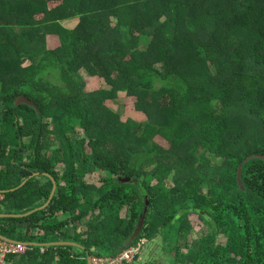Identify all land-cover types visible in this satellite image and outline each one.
Instances as JSON below:
<instances>
[{"label":"trees","instance_id":"trees-1","mask_svg":"<svg viewBox=\"0 0 264 264\" xmlns=\"http://www.w3.org/2000/svg\"><path fill=\"white\" fill-rule=\"evenodd\" d=\"M82 70L109 88L87 90ZM120 92L146 121L108 107ZM253 155L264 157V0H0V212L44 204L57 182L44 209L0 217V234L85 247L36 246L11 264H87L141 235L159 236L171 264H264ZM192 213L207 225L194 239Z\"/></svg>","mask_w":264,"mask_h":264},{"label":"rangeland","instance_id":"rangeland-1","mask_svg":"<svg viewBox=\"0 0 264 264\" xmlns=\"http://www.w3.org/2000/svg\"><path fill=\"white\" fill-rule=\"evenodd\" d=\"M47 48L54 49L55 47L59 46V39L58 38H52L50 35L47 36L46 40ZM82 76H84L86 80V89L89 91H94L93 89H103V88H109L107 86L106 82L103 79L98 78H90L87 75V73L82 70L80 72ZM135 102V98L128 97L126 93L120 92L117 94V97L114 101H107L108 107L113 110L114 112H118L121 115L122 120L126 119H134L139 122L146 121V117L141 112L131 111L130 108L133 109V103ZM156 141L159 142L162 146H167L166 142L161 138L157 137ZM86 179L89 182H97L99 179V174L94 173L91 175H87ZM43 180H45L43 178ZM190 220L193 225V232L190 236L191 239L198 238L206 228V224L203 220H201L197 214L192 213L190 215ZM221 241H224L225 238L223 236L220 237ZM82 245V244H81ZM163 242L159 238V236L155 237L154 239L147 240L140 250L139 253V259L138 261L144 262L149 261L153 264H171L172 263V256L169 252L166 251V249L163 247ZM84 249L85 247L82 245L81 247Z\"/></svg>","mask_w":264,"mask_h":264},{"label":"built area","instance_id":"built-area-1","mask_svg":"<svg viewBox=\"0 0 264 264\" xmlns=\"http://www.w3.org/2000/svg\"><path fill=\"white\" fill-rule=\"evenodd\" d=\"M4 198V194L0 191V203ZM145 242V238H140L134 244H130L122 248L115 255H97L92 257V264H129L140 253ZM33 247L29 243L14 242L0 238V264H11L8 260L12 254L24 253L32 250Z\"/></svg>","mask_w":264,"mask_h":264},{"label":"water","instance_id":"water-1","mask_svg":"<svg viewBox=\"0 0 264 264\" xmlns=\"http://www.w3.org/2000/svg\"><path fill=\"white\" fill-rule=\"evenodd\" d=\"M20 103H27V104H29V105H32V106L36 107V105H35L31 100L27 99V98L24 97V96H21V97L17 98V100H16V104H20ZM256 157H257V158L264 159L263 156H260V155H253V156H250L249 158L245 159V162L248 161V160H250L251 158H256ZM38 176H40V173H34V174H32V175L30 176V178L38 177ZM47 176H48V175H47ZM48 177L52 179L53 187H52V190H51V192H50L49 198L47 199V201H46L44 204H42V205H40V206H38V207H35V208H33V209H31V210H29V211H27V212H23V213H1V212H0V217H6V216H10V217L26 216V215L31 214V213L34 212V211H37V210H40V209H44V208L50 203L52 197L54 196V194H55V192H56V188H57V182H56V179L53 178V177H51V176H48ZM27 179H28V178H26L24 181H22V183H21L20 185H23V184L27 181ZM237 181H238V184L243 188V181H242V165H239V167H238ZM15 188H16V187H15ZM15 188H12V190L15 189ZM146 203H147V202H146ZM145 209H146V208H144V210H145ZM142 217H143V215H142ZM140 226H141V220L139 221L138 226H137V228L135 229V231H134L133 234H137V232H138L137 229H139ZM0 238L6 239V240H9V241H16V240H14V239H12V238H9V237H7V236H5V235H2V234H0ZM34 244H36V245H40V243H38V242H35ZM48 245H74V246L82 247V245H81L80 243H77V242H75V241H64V240H63V241L60 240V241L49 242ZM86 254H87V264H92V257H93V256H92L89 252H87Z\"/></svg>","mask_w":264,"mask_h":264},{"label":"crops","instance_id":"crops-1","mask_svg":"<svg viewBox=\"0 0 264 264\" xmlns=\"http://www.w3.org/2000/svg\"><path fill=\"white\" fill-rule=\"evenodd\" d=\"M64 25H65V27L66 28H68V29H73L74 27H76L77 25H78V19L77 18H71V19H69L68 21H65L64 22ZM48 35H50V37H52V38H58V36L56 35V34H53V33H49V34H47V36ZM59 39V38H58ZM59 44H60V42H59ZM58 47V46H57ZM56 48V47H55ZM94 78V77H93ZM93 90H97V88H95V89H93ZM39 177V176H38ZM26 179V178H25ZM24 179V180H25ZM23 180V181H24ZM28 180V179H27ZM22 183V182H21ZM19 186H22V185H19ZM19 186H17V187H19ZM16 187V188H17ZM15 188V187H14ZM15 188V189H16ZM14 190V189H13ZM0 191H2L3 192V194H4V198L1 200V203H2V201L5 199V191L4 190H1L0 189ZM0 203V204H1ZM27 212V211H26ZM1 213H5V212H1ZM20 213H23V212H20ZM30 215V214H29ZM27 216V215H26ZM6 217H10V216H6ZM20 217H22V216H20ZM85 226V222L83 221L82 222V225H81V227H79V230H81L83 227ZM137 234H131V236H130V239L132 240V238L134 237V236H136ZM140 238H145V242L147 241V240H149L147 237H145L144 235H141V236H139L138 238H137V240L135 241V242H137ZM14 240H16V239H14ZM58 241H60V240H58ZM63 241V240H62ZM64 241H69V240H64ZM14 242H23V243H29V245L30 246H32L33 247V249H34V247H36V246H40L41 247V251H44L45 250V246H50V245H48V243L49 242H47V243H41V242H38V243H40V245H36V244H34L35 243V241H20V240H16V241H14ZM50 242H53V241H50ZM134 242V243H135ZM145 242H144V244H145ZM78 243V242H77ZM134 243H131V244H134ZM130 245V244H129ZM56 246V245H55ZM72 246H74V245H72ZM144 246V245H143ZM76 247H79V246H76ZM79 248H81V247H79ZM32 249V250H33ZM32 250H29V251H32ZM120 251V250H119ZM118 251V252H119ZM27 252V251H26ZM26 252H24V253H26ZM117 252V253H118ZM24 253H19V254H24ZM87 253V252H86ZM90 253V252H89ZM18 254V253H17ZM106 255V254H105ZM107 255H109V254H107ZM138 257V259H139V255L137 256ZM136 259V258H135ZM134 259V260H135ZM137 259V260H138ZM134 260L132 261V262H134ZM131 262V263H132Z\"/></svg>","mask_w":264,"mask_h":264}]
</instances>
